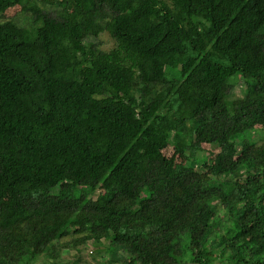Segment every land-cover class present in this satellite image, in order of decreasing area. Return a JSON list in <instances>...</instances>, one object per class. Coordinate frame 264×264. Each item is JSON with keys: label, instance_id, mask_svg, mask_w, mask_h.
<instances>
[{"label": "trees", "instance_id": "obj_1", "mask_svg": "<svg viewBox=\"0 0 264 264\" xmlns=\"http://www.w3.org/2000/svg\"><path fill=\"white\" fill-rule=\"evenodd\" d=\"M90 242L264 264V0H0V264Z\"/></svg>", "mask_w": 264, "mask_h": 264}, {"label": "rangeland", "instance_id": "obj_2", "mask_svg": "<svg viewBox=\"0 0 264 264\" xmlns=\"http://www.w3.org/2000/svg\"><path fill=\"white\" fill-rule=\"evenodd\" d=\"M15 11L16 10H9L6 12V15L10 17L15 14ZM100 39L102 40L103 47L105 49L109 50L110 48L114 46V39L108 33H103L100 36ZM167 154L169 155L172 154V150L170 148H168ZM184 161H185V158L179 155L176 156L175 158L176 163H183ZM103 244L105 245V247L108 246L109 245L108 240H104ZM96 247L97 248H95L94 245H91V242H90L87 245V248L82 249V255L84 256L85 262H82L81 264H118V263H124L127 261L125 257L119 252L117 253L115 252L116 254L109 255V253L105 251L106 248L98 250V248L100 247L99 246H96ZM118 251H120V249ZM94 254H97V257L95 259L92 257V255ZM63 255L66 258L72 259V258H75L78 255V253L75 248L71 247L69 249H65L63 251ZM110 258L114 260L115 262L110 263L109 262ZM117 261L119 262L117 263ZM39 264H41V262H39Z\"/></svg>", "mask_w": 264, "mask_h": 264}]
</instances>
